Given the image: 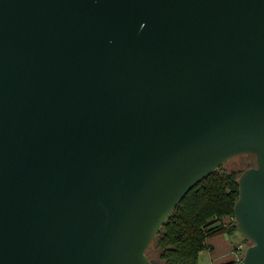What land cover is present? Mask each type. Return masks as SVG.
<instances>
[{
	"label": "water",
	"instance_id": "1",
	"mask_svg": "<svg viewBox=\"0 0 264 264\" xmlns=\"http://www.w3.org/2000/svg\"><path fill=\"white\" fill-rule=\"evenodd\" d=\"M264 264V0H0V264L146 252L230 158Z\"/></svg>",
	"mask_w": 264,
	"mask_h": 264
},
{
	"label": "trees",
	"instance_id": "2",
	"mask_svg": "<svg viewBox=\"0 0 264 264\" xmlns=\"http://www.w3.org/2000/svg\"><path fill=\"white\" fill-rule=\"evenodd\" d=\"M223 165L198 182L176 205L150 244L148 257L159 264H198L199 253L211 249L206 243L209 237L236 230L232 218L241 172Z\"/></svg>",
	"mask_w": 264,
	"mask_h": 264
},
{
	"label": "rangeland",
	"instance_id": "3",
	"mask_svg": "<svg viewBox=\"0 0 264 264\" xmlns=\"http://www.w3.org/2000/svg\"><path fill=\"white\" fill-rule=\"evenodd\" d=\"M245 160L253 161V158L244 154L236 155L230 158L223 167L227 170L238 168L242 172L247 168ZM206 243L208 246L212 245V248H206L199 253L198 264H222L234 261L237 255L243 256L248 245V242L245 241L237 230L211 236L206 240ZM238 244H242V251L235 250Z\"/></svg>",
	"mask_w": 264,
	"mask_h": 264
},
{
	"label": "flooded vegetation",
	"instance_id": "4",
	"mask_svg": "<svg viewBox=\"0 0 264 264\" xmlns=\"http://www.w3.org/2000/svg\"><path fill=\"white\" fill-rule=\"evenodd\" d=\"M240 155H243V154H240ZM244 155H248V156H251L253 158V161L245 160V166L246 167H247V164H249V166H255L256 165L255 156L253 154L244 153Z\"/></svg>",
	"mask_w": 264,
	"mask_h": 264
},
{
	"label": "built area",
	"instance_id": "5",
	"mask_svg": "<svg viewBox=\"0 0 264 264\" xmlns=\"http://www.w3.org/2000/svg\"><path fill=\"white\" fill-rule=\"evenodd\" d=\"M232 219L235 220V218H232ZM235 250H236V251H242V250H243V246H242V244H238V245L235 247ZM241 258H242V257H240V256L237 255L234 261H239V260H241Z\"/></svg>",
	"mask_w": 264,
	"mask_h": 264
},
{
	"label": "crops",
	"instance_id": "6",
	"mask_svg": "<svg viewBox=\"0 0 264 264\" xmlns=\"http://www.w3.org/2000/svg\"><path fill=\"white\" fill-rule=\"evenodd\" d=\"M210 247L212 248V245H210Z\"/></svg>",
	"mask_w": 264,
	"mask_h": 264
}]
</instances>
